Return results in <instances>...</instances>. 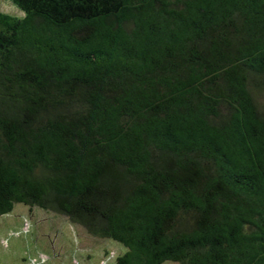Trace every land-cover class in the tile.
Listing matches in <instances>:
<instances>
[{"label":"trees","instance_id":"1","mask_svg":"<svg viewBox=\"0 0 264 264\" xmlns=\"http://www.w3.org/2000/svg\"><path fill=\"white\" fill-rule=\"evenodd\" d=\"M10 1L0 215H63L115 264H264V0Z\"/></svg>","mask_w":264,"mask_h":264},{"label":"rangeland","instance_id":"2","mask_svg":"<svg viewBox=\"0 0 264 264\" xmlns=\"http://www.w3.org/2000/svg\"><path fill=\"white\" fill-rule=\"evenodd\" d=\"M0 10L22 15L10 0H0ZM121 250L118 242L93 237L65 216L40 207L17 202L0 215V264H115Z\"/></svg>","mask_w":264,"mask_h":264}]
</instances>
